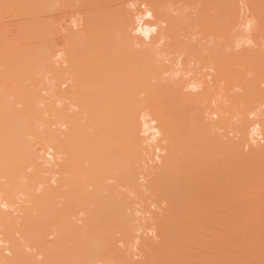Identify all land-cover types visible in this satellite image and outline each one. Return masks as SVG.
Wrapping results in <instances>:
<instances>
[{"label": "bare ground", "instance_id": "6f19581e", "mask_svg": "<svg viewBox=\"0 0 264 264\" xmlns=\"http://www.w3.org/2000/svg\"><path fill=\"white\" fill-rule=\"evenodd\" d=\"M176 1L0 0V264H264V0Z\"/></svg>", "mask_w": 264, "mask_h": 264}, {"label": "rangeland", "instance_id": "374dc122", "mask_svg": "<svg viewBox=\"0 0 264 264\" xmlns=\"http://www.w3.org/2000/svg\"><path fill=\"white\" fill-rule=\"evenodd\" d=\"M120 1H122L123 2V4L125 3V5L127 4V6L129 7V9L131 8V9H133L135 6H139V4H140V8H142V9H144L145 8V10H146V8H147V6L146 5H144V7H143V5L141 4V0H120ZM125 1H127V3L125 2ZM142 1H145V0H142ZM240 1H244V0H239V3H240ZM247 1H249V0H247ZM247 1L245 0V3H247ZM130 2H131V4H130ZM137 2V3H136ZM177 2V6H180V8H184L183 10L185 11L186 9V13H190L191 12V14L190 15H192L193 16V18H194V13H196L197 12V10L199 9V8H196V7H198V6H200L199 4V0H182V1H176ZM242 4H239V6H242L243 7V2H241ZM252 3L249 1V4L247 3V4H245V5H248V7H251L252 5H251ZM186 5V6H185ZM190 7H189V6ZM126 6V7H127ZM188 6V7H187ZM193 6V7H192ZM174 7H176V6H174ZM187 7V8H186ZM201 7V6H200ZM242 7H241V9H242ZM248 7H243L244 8V12H246V15H245V13H244V15H245V19L247 20V21H243L242 23H244V24H242V26L243 27H246V28H244V30H242L241 28H243V27H240L239 29L240 30H242V31H239L240 33H242V35H244L243 37H244V39L246 40V38H247V40H249L248 38H250V36H248L249 34H251L250 32H251V27L253 26V23H256L257 22V20H256V16H255V13L253 12L254 10H250ZM253 8L252 9H254V6H252ZM136 8V7H135ZM191 8H192V10H191ZM148 9V8H147ZM212 9H214V7L212 6ZM70 9H68V12H67V9H66V11L65 10H61V12H60V14L61 15H63L64 16V14H65V16H64V22H63V16H60V14H58V12L56 13V14H58V16H60V18H58V20H59V22L60 23H65L66 21H68L69 19H71L70 21H72L74 18H75V16H74V14L72 13V10L71 11H69ZM188 11V12H187ZM214 11V10H213ZM212 11V12H213ZM252 13H254V14H252ZM71 13V16L69 15L70 13ZM215 12V11H214ZM242 12H243V10H242ZM67 13V14H66ZM177 13V12H176ZM76 15V17L78 18H81L80 16H78L79 14H75ZM150 15H151V13H150ZM254 16V19L256 20V21H254V19H253V16ZM58 16H56V17H58ZM191 16V17H192ZM246 16H247V18H246ZM151 17V16H150ZM150 17L148 16V17H145V19L146 20H149V21H152L153 19L151 18L150 19ZM68 18V19H67ZM193 18H191V20L189 21V22H191V24L194 22H196L195 20L196 19H194V21H192V19ZM244 19V20H245ZM62 21V22H61ZM229 20H227V22H228ZM69 22V21H68ZM68 22H66V23H68ZM226 22V23H227ZM230 22H232V21H230ZM230 22H229V24L228 25H231L230 24ZM246 22V23H245ZM247 22H249V23H247ZM3 23V22H2ZM9 23V22H8ZM65 23V24H66ZM247 26H246V25ZM249 24V25H248ZM257 24V23H256ZM2 27H3V25H10V24H7V21H6V23L5 24H0ZM245 25V26H244ZM164 26H165V24H164ZM6 27H8V26H6ZM254 27V26H253ZM253 27H252V29H253ZM255 28V33H254V31H252L253 33L251 34V37L252 38H250V39H252V41H253V37H255V35L254 34H256L257 33V27H254ZM196 29H199L200 30V28L198 27V26H196V28H194L193 30H191V32L192 33H194L195 31H197ZM198 32L201 34V32L200 31H197V32H195V34L193 35V37H192V35H191V37L194 39V37L195 36H197L198 35V37L200 38V37H202L203 36V33H202V35H200V34H198ZM205 35V34H204ZM238 35V37H236L235 38V40H237V39H239V37L241 36V34L239 35V34H237ZM247 35V36H246ZM253 35V36H252ZM197 37V38H198ZM196 38V37H195ZM241 38V37H240ZM241 39H243V38H241ZM251 41V40H250ZM251 43V42H250ZM250 43H248L249 44V47H251L252 46V43H251V45H250ZM248 44H246V46H244V47H246L247 48V45ZM263 186L264 185H262V188H263ZM254 190H252V194H254V196H255V198H256V205H254L253 207H254V211L256 210H258V212H262V213H264L263 211H264V205H262V204H264V188H263V191H262V189H261V185H254V188H253ZM259 201V202H258ZM261 204V206L259 207V205ZM257 208H259V209H257Z\"/></svg>", "mask_w": 264, "mask_h": 264}, {"label": "snow or ice", "instance_id": "6c2138e0", "mask_svg": "<svg viewBox=\"0 0 264 264\" xmlns=\"http://www.w3.org/2000/svg\"><path fill=\"white\" fill-rule=\"evenodd\" d=\"M208 79H211V77L209 76ZM195 87H193V91H195ZM49 159H51V156L49 155Z\"/></svg>", "mask_w": 264, "mask_h": 264}]
</instances>
